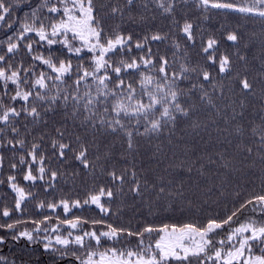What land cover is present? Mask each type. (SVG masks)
I'll return each instance as SVG.
<instances>
[{"label":"snow or ice","instance_id":"1","mask_svg":"<svg viewBox=\"0 0 264 264\" xmlns=\"http://www.w3.org/2000/svg\"><path fill=\"white\" fill-rule=\"evenodd\" d=\"M152 2L161 14L173 15L174 0ZM141 5L147 9V0H123L122 4L119 0L117 3L109 0V4L103 0L99 3L98 0H0V31L11 30L6 39H0V47L6 49L0 53V149L23 150L18 163L10 162L9 167L14 170L25 167V182L34 186L48 175L47 191L48 187H55L52 182L60 176L58 171L46 169L47 155L41 143L33 140L28 147L21 138V125L27 130L29 118L32 124H47L46 113L62 112L85 129L122 135L127 150L133 151L135 136L170 131L179 117H190L195 105L187 101L197 90L200 101L217 107L205 82L213 93L220 91L223 95L216 77L228 76L233 68L230 56H216L215 38H208L206 46H202L205 59L218 65L213 75L208 69L191 66L185 59L186 50L182 53L177 42L170 45L171 59L168 52L161 53L159 45L167 41L166 33L155 31L134 36L132 32L122 31L120 25L106 28L101 16L103 9H107L106 15L123 17L125 9L131 14L132 9ZM198 6L205 11L236 12L241 18L259 17L264 22V0H198ZM21 8L30 11L18 16ZM193 28L191 22L184 21L181 31L186 42H194ZM239 39L236 31L226 35V40L233 44ZM22 50L27 59L17 60ZM239 59L246 61L243 55ZM177 61L183 62L177 65ZM235 79L241 96L256 95L254 81L239 73ZM239 107L238 115L243 118V99ZM260 112V123L251 127V136L257 144L256 154L264 161V106ZM236 115L234 111L233 119ZM55 132L50 145L57 161L74 160L85 170L94 167L89 145L79 135H75L74 141L70 139L73 134L67 131L66 124H61ZM244 132L241 125L236 134ZM39 140L44 141L45 135ZM244 150L249 156L253 153L250 146ZM17 154L13 151V157ZM4 159L0 153V169L4 167ZM17 174L10 172L7 181L0 178V185L7 182L15 193L14 208L5 207L0 214L5 218L0 222V230L13 241L24 238L30 244H40L51 264H264V178L259 192H250L224 216L210 217L204 222L145 224L133 228L117 226L105 217L116 215L110 205L116 196L114 189L122 188L130 180V193L139 197L143 194L141 183L135 171L111 170L107 171V184L89 191L82 200L62 198L59 205L38 204L39 209L47 206L53 212L62 209V215L57 217L58 226L50 228V217L45 214L33 218L32 230L25 231L17 225L26 221L18 217L11 222L7 219L14 212H23L22 205L31 195L19 185ZM77 174L74 170L73 175ZM164 191L163 187L159 188L160 193ZM93 206L99 218L73 212ZM245 209L252 215H245L240 221L239 215ZM48 231L56 233L55 239L44 235L43 241H47L44 243L41 234ZM6 241L7 237L0 236V247ZM0 264H7L3 254Z\"/></svg>","mask_w":264,"mask_h":264},{"label":"trees","instance_id":"2","mask_svg":"<svg viewBox=\"0 0 264 264\" xmlns=\"http://www.w3.org/2000/svg\"><path fill=\"white\" fill-rule=\"evenodd\" d=\"M119 2L122 4L123 0ZM147 2V9L141 5L132 9L131 14L125 9L123 17H111L105 14L107 9H103L101 16L106 28L120 25L122 31L132 32L134 36H143L155 31L166 33L167 41L159 45L161 53L168 52L171 59L170 45L177 42L181 45L182 53L186 50L185 59L191 66L208 69L213 75L218 65H212L205 59L202 46H206L208 38H215L218 41L216 56H230L233 68L228 76L216 77L218 88H223V95L220 91L213 93L205 82L206 90L213 96L217 107L212 108L200 101L197 90L196 95L187 101L195 105L190 117H179L176 126L170 131L165 129L155 135L135 136L133 151L127 150L122 135L93 128L85 129L78 122H74L70 115L62 112L46 113L47 124H32L29 118L27 130L21 125V138L26 140L28 147L33 140L41 143L47 155L46 169L58 171L60 176L52 182L55 187H48L47 191L45 188L48 175H45L44 181H37L36 185L32 186L31 182L23 180L25 167L21 166L15 170L9 167L10 162L18 163L19 154H23V150L0 149V153L5 156L0 178L7 181L10 172L18 173L19 185L24 187L26 193L31 192L22 205L23 212H14L12 217L7 218L10 222L17 217L26 221L17 225L20 230L31 231L32 219L41 218L45 214L50 217V228L58 226L57 217L62 215V209L57 208L53 212L47 206L39 209L38 204L43 202L45 205H59L62 198L82 200L89 191L107 184V171L111 170L121 172L127 168L129 173L135 171L143 189L142 196L131 194L130 180L122 188L114 189L116 196L110 205L116 215L105 219L117 226L138 228L145 224L161 226L204 222L210 217L224 216L226 211L230 212L234 205L238 206L242 199L247 198L250 192L261 190L264 161L256 154L257 144L253 143L251 127L260 123V109L264 106V76L261 75L264 73V22L259 17L241 18L236 12L216 9L205 11L198 6V0H174L175 9L171 16L161 14V10L152 0ZM103 3L109 4V0H103ZM111 3H117V0H111ZM28 11L30 9L21 8L17 15L22 17ZM185 20L194 26V42H186L183 37L181 28ZM233 31L238 32L240 36L237 44L226 40L227 33ZM10 34L11 30L7 33L0 31V39H6ZM5 50L0 47V53ZM240 55L245 56L246 61H241ZM16 59H27L26 52L22 50ZM181 62L183 61H177V65ZM237 73L254 81L255 96L240 95V86L235 79ZM192 81L195 82V74ZM241 99L245 103L243 118L238 115ZM5 100L7 101V97ZM234 111L237 113L235 119ZM61 124H66L67 131L73 134L70 139L74 141L75 135H79L81 140L89 145V158L93 161V168L85 170L74 160L61 163L52 155L50 141L56 135L55 129ZM241 125L245 132L243 135H237V128ZM26 132L31 134L26 135ZM42 134L45 135L44 141L39 140ZM9 135L11 136V133ZM248 146L253 148L251 156L244 150ZM13 151L18 153L15 157ZM225 164L228 166L225 167ZM189 168L191 171H188ZM74 170L77 175H73ZM160 187L165 189L164 193L159 192ZM237 193H240L239 197ZM14 198L15 193L7 182L0 185V214L5 207L10 210L14 208ZM73 212L85 217L99 218L98 210L94 206L73 209ZM245 215L252 213L245 209L244 213L239 215V220L243 221ZM4 219L0 215V222ZM84 227L87 228L88 225ZM44 235L50 236L54 241L56 233H42V241ZM0 236L7 237L6 244L0 247V254L7 258V264H51L49 255L40 244H30L24 238L18 242L13 241L3 230H0Z\"/></svg>","mask_w":264,"mask_h":264},{"label":"rangeland","instance_id":"3","mask_svg":"<svg viewBox=\"0 0 264 264\" xmlns=\"http://www.w3.org/2000/svg\"><path fill=\"white\" fill-rule=\"evenodd\" d=\"M222 11V10H221Z\"/></svg>","mask_w":264,"mask_h":264}]
</instances>
